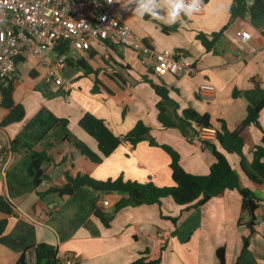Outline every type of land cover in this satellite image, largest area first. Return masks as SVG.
<instances>
[{
  "label": "crops",
  "instance_id": "0c3cea01",
  "mask_svg": "<svg viewBox=\"0 0 264 264\" xmlns=\"http://www.w3.org/2000/svg\"><path fill=\"white\" fill-rule=\"evenodd\" d=\"M231 2L204 1L202 12L191 17L182 12L181 19L175 22L178 27L165 30L175 23L134 14L135 0L113 1L111 9L115 15L154 49L182 51L181 59L193 67L187 73L158 75L143 66L140 54L117 44H113L114 49L110 44L94 45L93 53H88L94 61L86 57L87 53L81 58H86L97 73H87L76 63L71 65L70 77L66 76L67 70L63 71L61 85L43 81L46 67L33 56L18 63L12 97L24 106L25 115L22 120L1 125L9 108L0 107V143L6 150L0 166V195L15 205L11 214L0 211V219H7V226L0 233V264H14L23 251L40 242L53 245L59 259L64 262L70 257L72 264H128L139 258L145 259L143 264L157 259V264H217L216 250L220 246L226 247V264H264V182H252L241 166V158L234 153L227 155L242 185L250 187L261 199L254 216L242 209L237 189H228L197 207L186 208L165 197L160 204L128 205L119 210L114 205L127 195L122 191H94L88 186L63 196L51 191L53 186L65 183V173L87 174L99 180L122 176L125 180L172 185L170 156L163 144L179 152L187 171H210L214 155L203 146L199 132L177 115L193 106L201 113H209L212 123L223 119L229 129H235L246 117L248 106H255L264 98V33L249 16L231 17ZM156 10L162 17L166 15L159 0ZM227 23L216 50H206L197 34H210ZM240 30L250 32L248 41L238 34ZM25 60L34 62L26 74L36 78L35 83L22 80L20 65ZM143 76L169 88L166 111L177 127H165L159 121V96ZM202 82L215 85L213 97L198 93ZM42 107L67 118L69 131L94 151H98L97 141L79 125L86 112L103 118L118 135H124L141 120L150 127L157 144L151 145L147 139L136 145L125 141L109 156L95 162L68 142H54V146L46 147L48 141L43 140L34 148L47 150V177L33 186L26 170L29 152L20 144L11 147V141ZM259 123L260 128L252 124L242 131L247 170L253 149L262 141L264 107ZM104 199L109 200L108 205L103 204ZM96 207L106 212L108 226L96 215ZM251 219L252 229L248 225Z\"/></svg>",
  "mask_w": 264,
  "mask_h": 264
},
{
  "label": "trees",
  "instance_id": "16d2710c",
  "mask_svg": "<svg viewBox=\"0 0 264 264\" xmlns=\"http://www.w3.org/2000/svg\"><path fill=\"white\" fill-rule=\"evenodd\" d=\"M208 1V0H203ZM231 17L249 16L252 23L259 27L264 33V0H232L229 6ZM178 27V23L167 26L164 29H174ZM228 23L219 30L210 34L199 32L197 38L201 41L206 50H216L217 43L227 29ZM114 49V45L110 44ZM93 51L91 52V54ZM25 58H22L24 60ZM70 65L83 68L85 72L97 73L98 70L90 65L86 58H79L74 61L73 58L68 59ZM152 71L151 69H148ZM153 72V71H152ZM143 78L151 83L152 88L159 96L156 103L158 111V119L165 127H176L177 124L167 115L165 101L169 97V88L164 84L154 83L147 76ZM98 79H95V86ZM94 86V90L96 87ZM13 83L4 90L3 106L9 108V112L2 120L1 125H7L11 122L22 120L25 115L24 106L21 103H15L12 97ZM264 107V98L255 106H248L247 115L244 120L235 128L229 129L226 121L217 119V124L211 122L209 113H201L193 106L183 109L181 115L177 117L187 122L193 127L195 132H199L202 128L215 127V136L200 137L204 147L208 148L215 157V161L210 167V171L206 174H196L187 171L180 161L178 151L169 145H161L170 156L169 166L171 168L172 185L159 186L152 181L138 182L133 180H125L122 176L116 179L99 180L87 174H77L71 176L65 173V183L59 186H53L52 192L59 195H70L77 188L82 186L91 187L94 191H122L127 195L122 197L115 203V210H119L128 205L161 203L165 197H171L173 201L186 208L201 206L214 196L222 195L228 189H237L242 197V209L247 210L254 216V212L261 201L255 192L247 186H243L239 173L232 166L228 155L236 153L241 158V166L244 168L247 176L256 185L264 182V132L261 144L255 146L252 151V159L249 162L250 171L246 169V158L243 153L244 139L242 131L246 126L256 125L260 128L259 116ZM68 119L55 115L51 110L42 107L39 111L26 123L23 129L11 141V147L18 144L25 147L29 152V160L27 163V174L31 177L32 185H38L44 177H47L46 171L50 163V158L46 149L36 150L34 146L43 140L48 141L46 147H52L55 143L68 142L72 146L79 149L84 155L95 162H100L103 157L109 156L121 143L129 141L132 145H136L141 140L147 139L151 145L157 144L154 137L150 135V127L141 120L137 121L135 126L124 135L116 134L107 124V122L96 115L86 112L79 120V125L92 137L95 138L98 145V151L92 150L86 143L74 136L68 129ZM199 129V130H198ZM15 205L6 197L0 195V211L11 214L14 212ZM96 215L102 220L105 226L109 225V218L106 212L99 207L95 209ZM253 228L254 219L248 222ZM7 226V219H0V233ZM248 244V237L244 238V246ZM33 254L35 260L29 262L27 254ZM226 247L220 246L216 250L217 264H226ZM144 258H139L128 264H143ZM159 260H152L150 264H157ZM14 264H65L57 256V248L53 245L40 242L36 245L29 246L17 258Z\"/></svg>",
  "mask_w": 264,
  "mask_h": 264
},
{
  "label": "built area",
  "instance_id": "2783aa9c",
  "mask_svg": "<svg viewBox=\"0 0 264 264\" xmlns=\"http://www.w3.org/2000/svg\"><path fill=\"white\" fill-rule=\"evenodd\" d=\"M114 0H0V107L4 90L13 82L22 58L33 56L46 67L43 81L47 84L64 83L62 72L68 59H79L94 49V44H117L140 54L144 67L158 75H179L193 70L182 60V51L154 49L112 11ZM189 3L190 0H185ZM202 12L204 1L199 5ZM238 34L248 41L250 32ZM54 55V58H51ZM109 57V53L104 55ZM198 93L211 98L216 87L210 82L198 85ZM198 137H214V128H202ZM6 150L0 143V166ZM109 204L108 199L103 200ZM33 262L34 255L28 253ZM65 264H72L70 257Z\"/></svg>",
  "mask_w": 264,
  "mask_h": 264
},
{
  "label": "clouds",
  "instance_id": "9594fccd",
  "mask_svg": "<svg viewBox=\"0 0 264 264\" xmlns=\"http://www.w3.org/2000/svg\"><path fill=\"white\" fill-rule=\"evenodd\" d=\"M137 7L133 9L134 14L143 17L145 14L152 16L154 19L164 20L167 23H175L181 19V13L191 17L193 13L200 10L199 5L202 0H159V5L166 9V15L161 16L156 10L157 0H135Z\"/></svg>",
  "mask_w": 264,
  "mask_h": 264
},
{
  "label": "rangeland",
  "instance_id": "374dc122",
  "mask_svg": "<svg viewBox=\"0 0 264 264\" xmlns=\"http://www.w3.org/2000/svg\"><path fill=\"white\" fill-rule=\"evenodd\" d=\"M94 45H98V43H95ZM100 45V44H99ZM124 49V48H123ZM125 49H127L126 47H125ZM108 50L109 51H111L112 49L109 47L108 48ZM86 57H88L90 60H93L92 59V56L91 55H89V54H87L86 55ZM81 58V57H80ZM94 61V60H93ZM24 63H26L25 65H24ZM31 64H34V62H30L29 60H25L24 62H21V65H20V68H21V70H22V72H23V77H22V80L26 83V84H29V83H35V82H37V79L36 78H32V77H30V76H28L26 73H27V68H28V66H30ZM23 65H24V67H23ZM81 68V67H80ZM62 75H63V72H62ZM65 75V74H64ZM66 80H69V79H67V77H66ZM175 107V103H173V110L175 109L174 108ZM177 127V126H176ZM179 129H181L180 127H178ZM183 129V128H182ZM235 155H237L236 153H234Z\"/></svg>",
  "mask_w": 264,
  "mask_h": 264
},
{
  "label": "water",
  "instance_id": "95a60500",
  "mask_svg": "<svg viewBox=\"0 0 264 264\" xmlns=\"http://www.w3.org/2000/svg\"><path fill=\"white\" fill-rule=\"evenodd\" d=\"M67 71H66V76L70 77L71 76V71H72V66L70 64H67Z\"/></svg>",
  "mask_w": 264,
  "mask_h": 264
}]
</instances>
